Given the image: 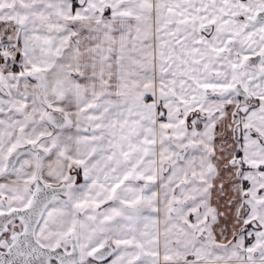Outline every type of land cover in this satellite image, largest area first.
Segmentation results:
<instances>
[{
	"label": "snow or ice",
	"instance_id": "6c2138e0",
	"mask_svg": "<svg viewBox=\"0 0 264 264\" xmlns=\"http://www.w3.org/2000/svg\"><path fill=\"white\" fill-rule=\"evenodd\" d=\"M0 264H264V0H0Z\"/></svg>",
	"mask_w": 264,
	"mask_h": 264
}]
</instances>
